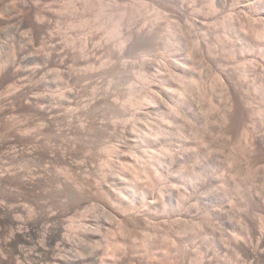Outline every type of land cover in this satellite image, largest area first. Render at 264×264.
Segmentation results:
<instances>
[{"label":"bare ground","instance_id":"6f19581e","mask_svg":"<svg viewBox=\"0 0 264 264\" xmlns=\"http://www.w3.org/2000/svg\"><path fill=\"white\" fill-rule=\"evenodd\" d=\"M12 1L13 0H0V8L6 14L13 15L12 14L13 9H11ZM33 1H35V0H33ZM61 1L56 0V2H59V3ZM158 1H163L165 3L168 2V1L166 2V0H158ZM56 2H54V3H56ZM62 2H65V1H62ZM170 2H169L170 6H171V4H172V6L176 4V3L173 4ZM215 2L218 4L216 5ZM215 2H212L210 10H212L214 13H219L220 11L218 8L223 7L225 0H215ZM263 2L261 0V3L258 2V4L254 2V3H248L245 5V9L248 10L247 11L248 15L245 18L246 26H247L246 33L248 36V38H247L248 44L246 46L247 50L244 51L245 52L244 61H245V64L247 66L248 79L250 80V82L249 81L246 82L247 83L246 85H242V84L237 85L239 83L233 84L234 82H232L229 79L230 81L228 80V85H227V90H228L227 94L228 95H227V98L225 99V101H226L225 105H227L226 108H228L230 110V112L233 110L231 113L235 112L234 114L231 115L230 120L237 122L238 120L236 121V119L239 118L238 116L241 115L240 113H243L247 116V120L249 122H251V123L258 122V124L261 123V125L264 127V79L260 80L261 82H260V84H258L256 81V79L258 80V78H256V72H255L257 69L256 67L258 65L257 62L262 60L263 53H264V7H263L264 5H261ZM17 3H19L20 6H22L23 8L30 7V5H31L36 9L38 4L40 5L41 0H38L37 2H32V0H17ZM59 3H58V5H59ZM65 3H63V6L65 8L60 9V10H56V8H55L54 9L55 11L53 10L54 12H52L55 15V18H54V16L52 17V18H54V21H55L53 27H51L52 26L51 24L48 28L45 27L44 23H46L48 21L46 15H44L42 13H38L37 10H33L34 12L32 11L34 18L36 19L35 21L37 22L36 26H34V25L32 26V29L34 31L35 36L39 40V42H38L39 52H38V54L36 53L37 55L35 56V58L33 60V63H35L34 64L35 66L33 65L34 68H29V69H31L30 72L27 73V75L25 74L26 76H28V82H26V80L23 81V79L20 77L21 80L23 82H25L23 84V86H21V87L19 86L20 87V88L18 87L19 89L16 86L15 87H8L9 89L5 93L6 99H8V100L19 99L24 103H28V104L33 105L34 109L37 113V116H38L37 119L38 120L36 122L31 123V124H29V121H28V123L27 122L25 123V121H24V123L19 121L18 123H12V122L10 123L9 122L8 124L6 123L5 125L3 124L4 126H1V128L4 127L5 130L10 131V132L11 131L13 132L14 130H16V133L18 135L15 139H13L14 137L11 139L10 135L8 138L9 139L8 144H10V146H14L16 151L13 150L14 151L13 154H7L6 156L3 155V157L5 156L3 158L4 161L0 160V264H78L79 262L81 263L80 260H82V258L84 260V258L87 256L91 257V259H89L90 264H157V262H155V260H156L155 255H157L158 252H161L163 250L164 246H166V248H167V246L169 244H170V248H172V250H168V251L173 252L174 255L175 254L180 255V256L182 255L184 260L186 258L184 256L187 255L189 262H188V259L186 258L187 263L185 261L181 260L182 263H180V264H213L212 258L215 259L217 256L219 259L218 258H216V259L221 260L219 255L216 252H214L215 256H213L212 258H209V255L204 256L203 251L206 250V252H208L207 251V250H209L208 248L214 247V246L216 248L217 245L220 246L224 243H227L229 245L228 247L230 248L232 255H234L237 258L238 263H240V264H264V200H262L260 198L255 199L252 197L251 199L248 198L249 201L247 200L248 201L247 204L249 202H250L249 204H251V202L252 203L254 202L253 204L256 205V207L258 208V211L261 214L260 217L257 218L256 220H249V219H245V218L242 219L241 218L240 220H238V223H237V221L236 222L235 221H228V218H225L226 220H222L221 223L217 225V223L216 224L211 223L212 222L211 219H213L212 215H214V212L213 211L212 212L206 211L205 215H203V217L201 216L202 218L195 217L197 215H195L193 217V215H192V217L194 219L191 220L190 222L183 223L180 220H176V221L173 220L176 222L175 223L176 225L178 223V227H177L178 230H177V232L175 231V233L177 234L178 237L176 235L175 236L178 239L172 238L173 236L171 238L169 236H168V238L163 237L162 233L158 232L159 229H156L157 226L154 227L156 225V223H155V225L153 224L154 226L152 225L153 229L151 228L152 226H151V220L150 219H152L151 216L154 213L153 210L155 208H157V206L154 207V205L157 204L158 206H160L162 204L161 207L163 205H165L166 200L164 201V199H162V198H164V196L166 194L164 196L159 194L162 196L161 199L163 200L160 203H159L160 196L158 198L157 203L155 202V199L153 200L155 203H153V201H150L149 198L153 199V197H150V192L152 194V192L154 190L151 191L150 188H152V187H150L149 188L150 191H149V189L147 187L149 184L147 183V181H150L154 177H155V180L158 179L160 177L159 175H162L165 172V170L167 171L166 172V175H167L168 174L167 169H169V167H168L169 164H171L170 166H174L173 164L176 162V164L178 163V165L179 164L182 165L186 155L188 158L187 152L190 151V150H187L186 148H184L185 147L184 145L186 142L182 143L184 145H182V144L181 145L184 147H182L180 145L179 149L177 151H175L176 150L175 148L171 149L173 147L170 148V145H168L167 142H166L167 145L165 144V141L167 140V138H166L167 134H168V136L173 135L172 132L170 133V130L171 131L173 130V132H174V129H172L173 127L170 129V127H171L170 123H173V121H177L176 120L178 118L177 116L181 115L180 113H179V115H177V113L181 111L180 107L181 108H182V106L185 107L184 105H182V102H185L184 97L187 96V91L185 94V89L188 88V90H189L190 85L194 86L193 84H195L197 82V79L195 80V76H193L191 74L193 78L192 77H191L192 79L189 78V79H191V80H189L190 84H188V82H187L189 87L183 88L186 85V83L184 84L183 79H181L183 76H179V75L186 76L185 73L186 74L189 73V71L191 69L189 70L188 68H190L191 66L190 67L187 66L188 64L186 63L187 61L190 62V60H187L185 62V59H187L189 56L187 58L182 59L185 56L181 55V52L183 51V50L181 51V49H183L181 47L184 46V44H181V42L179 44H181L183 46H181V45L178 46L177 45L178 41L176 42V40H174V39L171 40L172 42L169 39H166V41H165V38H164V40H161L162 35L160 36V38H159L160 33L158 34V36L155 35L156 34V33L154 34L155 29H154V32L152 30L153 28H151L149 30L147 29L148 31H146L144 29L145 27L139 28V26H137L136 24L133 25L134 21H132V20H134V19L132 17H131L132 19L130 17H128L129 19H128L127 23H125V20L123 21L121 19L119 21H116V23L112 24V26H109L108 27L109 29H107V27H105L107 30L106 31L107 34H104L105 38L108 37L111 41V38L114 36L118 40L116 42L117 43L116 45H118V48H119L118 49L119 50V52H118L119 57L120 56L122 57V55L124 56V54H125L124 50L126 49L125 47L128 44H130V42L139 41L137 43H140L143 40V43H141V44H146L147 42H148V44L152 43L151 45L154 44L153 48H155V47L159 48V45H161V44H162L161 46L162 47L164 46L163 48L167 49V51H168V48H169V51L171 48L170 52H173V54H175V55L169 54V55H173L172 60H174L175 56H176V58L178 57V61H175V62L172 60L169 61L170 59L168 60L169 67L167 65L166 66L167 68L164 67L166 69L163 68L166 72L169 70V72L172 73L173 70H171V69H175L176 71H179L180 73L185 68H187L189 70V71L186 70L188 72H186L184 70L185 71L184 74H180L179 72L172 73V75L179 73V74H176L177 76L176 75H175V77L173 76L174 78L172 77V75L170 73L167 72L172 77V78H170V80L173 79L176 82L174 84L178 85V83H180L179 81H182V83L179 84L180 86H178L179 88L175 87L176 89L173 87V86H175V85H173V83H172L173 86H170L171 82L169 81V79L165 80L164 82L162 81V80L166 79L168 76L165 77V76L161 75L162 76L161 77L162 86H163V88H165V91H163L164 90L163 88H162V90H160V89L158 90V88H156V85H158V84L154 83L153 80L149 81L148 78L143 77L144 81L148 82L150 93H151V94L149 93L150 94L149 97L147 96L148 98H144V100L142 101L144 103L145 101L147 102V100H149L148 107L145 106L146 110L150 109V108H156L157 106L159 107V105L164 103L163 106L165 108L168 107L167 109L172 108V112H171V110H169L170 113L166 119L167 125L163 124L162 126H159L157 129H155L153 131L145 129V127H144V130H142L143 133H141V135L139 137L136 136L137 138L134 137L131 134V131L128 130L126 127L122 128V129H124L123 134H125L128 137V138L126 137V140H128L130 142V140H133L132 138L134 137L136 140H134L133 143H136L139 145L141 144V146H142L140 151H139L140 156L138 154H137L138 155L137 158L134 156L137 159V164H136V166L135 165L133 167L131 166L132 169L129 168L131 170V172H128V173H130V174H127V173L123 174L124 171H126V170H124L122 173L124 175V177H123V176H121L120 173L110 171L111 172L110 174L104 175V180H101V178H100V180L96 179V178H98L97 175H96L97 177L94 178L96 180H94V181L89 180L90 177L88 178V176H90V175H88V174L92 173V169L87 168L86 162L88 161V158H87V161H85L83 159V157H80L77 155V152H78L77 148H76L77 145L75 146L76 154L74 152L75 151L74 148L70 149V146H69L70 150L66 149V148H68L67 147L68 144L66 146L64 143L66 148L62 147L63 142H65V141H63L64 138L68 137L66 135V131H65V129L67 128L66 126L68 125V127H69V124H67V123L68 122L72 123L71 119H75V118L79 117L78 113H80V112H79L78 107L80 105V100H78L77 84L83 82V80L85 79V74L82 73L83 69L78 68L75 71L74 64L87 63L88 60H87V56H86L85 52L87 49H89L88 48L89 43H91V44L93 43L92 39L95 36H97L96 38H99V40H100V36H101V34H100V36L98 34V33H100L99 32L100 30H97L98 33L97 32H96V34L92 33L93 36L91 35V37H88V35L84 32V30H85L84 28H83L84 30L82 29L83 32H80L78 35H75L73 33V30H75L76 28L81 29L83 26H86L87 21L86 20L85 21L80 20L81 22L76 24V22L75 23L73 22L74 20L72 22H68L71 20H67V22L62 23L61 22V19H62L61 15L70 14V13L74 14L72 11V10H74L72 0H69L68 8H66L65 5H67V4H65ZM14 4H16V3H14ZM56 5L57 4H55V6ZM60 5H62V4H60ZM260 5L262 7L259 8ZM181 7H183V5ZM69 8H71V10H69ZM178 8H180V7H178ZM43 9H45V8H43ZM155 9H157V8H155ZM188 9H190V8H188ZM153 10H154V8H153ZM158 10H160V9L158 8ZM183 11L185 12V9ZM163 13L164 12H162V11L161 12L158 11L156 13L155 17H158V19L162 17L161 19H163L164 16H161ZM1 14H2V12H1ZM164 14L167 15L168 13L167 14L164 13ZM16 15L17 14H15V17H18ZM13 17H14V15L11 16L10 19H12ZM15 17H14V19H15ZM167 18H168V16H167ZM14 19L12 22L10 20V23L8 25L6 24L7 26H5V24H4V26L8 27V28L9 27L12 28V38H14L15 44H16V42H20L22 37H24L23 34L27 33L26 32L27 25L23 22V20H21L22 18L21 19L16 18L15 20ZM155 19L157 20V18H155ZM1 20H2V17L0 16V24H1ZM45 20H47V21L45 22ZM162 21H166V20H162ZM169 21H171V20H169ZM84 22H85V25H83ZM100 25H102V24H100ZM123 25H125V27ZM97 26L99 27L98 24H97ZM136 26L138 28H136ZM153 26L154 25H152V27ZM155 26L157 27L156 24H155ZM168 26H169V24H168ZM232 26H233V24L231 25V27ZM156 27H154V28H156ZM229 27H230V25H229ZM8 28H6V29H8ZM99 28H101V26ZM102 28H104V24H103ZM232 28L234 29V27H232ZM156 30H158V29H156ZM76 37L83 39L81 48L79 49V52H78L79 56L78 57L73 56V57L77 58V60H76L77 62L74 61L75 59H73V61H70L67 57L68 54L70 53L68 46H70L71 44L74 43ZM88 38H92V39H90L91 42L89 41ZM103 40H104V38H103ZM114 40H115V38H114ZM173 40H174V43H173ZM101 41H102V39H101ZM106 41L108 43L109 40L107 39ZM144 41H146V42H144ZM46 43L49 44V47H50V50H48V52L46 51L47 49L46 50L44 49V45ZM63 44H65V46H63ZM151 45H150V47H151ZM197 45L198 46H196V47H199V43H197ZM202 45H201V47H202ZM144 46H146V45H144ZM177 46H178L179 50L177 49ZM256 46H257V48H256L257 51L255 53H252V51L254 50V48ZM89 47H91V46H89ZM142 47H143V45H142ZM92 48H93L92 49L93 58H96L98 56V53L100 50L96 47H92ZM209 48L210 47H208L205 51L198 50L199 49L198 48L197 49L198 51H196L197 54L194 53L195 54L194 59L198 58V60H199L200 58L203 59L204 57H207V56H210L209 58H211V56H212V58H213V55H217L216 52L214 53L212 48L211 49H209ZM135 49H136V46H135ZM152 50H153L152 48L147 47V48H145V50H143L142 52H139V53H142L140 55L143 56L144 59H146L145 57H148ZM185 50H187V49H185ZM194 50H195V48H194ZM73 51H75V50H73ZM129 52H131V50ZM134 52L136 53V51H134ZM71 53H73V52H71ZM132 54H134V53L132 52ZM184 55H187V54H184ZM32 57H33L32 54L25 52L24 59H22L23 63L25 61V63L29 64L30 61L33 59ZM169 58H171V56ZM96 60L97 59H95V61ZM183 60L187 64L186 66L184 65L185 63H182ZM119 61H121V60H119ZM27 64L22 65V67H25ZM30 64H32V63H30ZM2 66L5 67L3 64H0V71L1 72H2V70H1ZM27 66L29 67V65H27ZM158 68H160V67H158ZM19 69H21V68H18V70ZM29 69L27 71H29ZM151 69H153L154 71H158L156 65H151ZM223 75H225V74H223ZM26 76H22V77H25L24 79H27ZM158 76L160 77V75H158ZM179 78H180V80H179ZM186 78H188V77H186ZM173 80H171V81L174 82ZM176 80H178V81H176ZM186 80L187 79H185V81ZM110 81H108V82H110ZM106 82H107V80H106ZM106 82H103V84ZM258 82H259V80H258ZM94 83H96V82H94ZM163 83H165V84L163 85ZM108 84H110V83H108ZM182 84H183V86L181 87ZM159 85H158V87H161ZM82 86H84V85H82ZM102 86H104V85H102ZM106 87H105L106 89L104 88V93H102L101 98L99 97L100 101L96 102V103H99L97 105L106 106L109 109H111L115 112H120V113H122L126 107L136 106L138 109H141L140 107L143 105V103H141V101L135 100V99L130 100L127 104H124V103L120 104L119 99L111 92L112 90L111 91L109 90V86H106ZM96 88H98V87H96ZM225 88H226V86H225ZM148 92H149V90H148ZM98 93L96 95H98ZM93 95H94V93H93ZM96 95H94V96H96ZM161 95H163L164 98H162ZM182 97H183V99H182ZM256 98L260 99L261 104L263 105V108H262V106L260 108H257V109L255 108L256 106L254 107V101H256L255 100ZM180 105H182V106H180ZM87 107L90 108L91 105L87 106ZM161 107H162V105H161ZM233 108H235V111ZM86 110H88V109H86ZM178 110H180V111H178ZM228 112H225L226 113L225 115L227 118H228V116H227ZM123 113H126V112H123ZM171 113H173L175 115L172 116ZM82 114H84V113H82ZM228 114H230V113H228ZM238 114H240V115H238ZM16 116H18V115H16ZM174 116L177 118L174 119L175 118ZM18 117H20V116H18ZM225 118H224V116H222V119L225 120ZM15 119H16V117H15ZM79 119L81 120V118H79ZM11 120H13V119H11ZM95 121L92 123L91 127H90L91 124L88 123L89 125L86 126L85 124L83 125L81 122L80 125L78 124L76 126L78 128L75 127L76 129L74 130V132L79 131V133L77 132L78 134L84 135L83 137H86L85 135H87V137H88V135H89L88 133H91V132H89V130L91 131L94 128L97 129V126H96L97 123L95 124ZM59 122L62 124L61 126H64V124L65 125L67 124L65 126L66 128L64 129L62 127H59V130H58V127L55 126V123H57V125H59ZM107 124H108V126L107 127L105 126L107 131L109 130L110 127H112L111 129H114L115 131L117 130L118 125H116V123L111 122L110 127H109V123H107ZM172 125L174 126L175 124H172ZM176 125H177V122H176ZM163 126L164 127L170 126V127H168L170 130L168 128H164ZM234 126H235V124H234ZM87 128H88V130H87ZM98 128H100V127L98 126ZM174 128H175V126H174ZM72 129H74V128H72ZM104 130L105 129L103 128V131ZM3 131L1 130V132H3ZM177 132H179V131L177 130ZM177 132L175 133L176 135L178 134ZM74 134L76 136H78V139L80 138V136L77 135L76 132ZM68 135H69V132H68ZM125 135H123V136H125ZM74 136H73V138L70 137V140L72 138L71 143H72L73 139L74 140L76 139ZM53 137L55 138V141L58 138L57 142H59L58 143L59 146L57 145L55 148L50 147L53 140H54ZM130 137H131V139L129 140ZM1 138H2V136H1ZM46 138H48V139L52 138V140H51L52 142L49 143L50 146L48 144L49 140H47ZM201 138H202V136H201ZM83 139L85 140V138H83ZM88 139H86V141ZM90 139H92V138H90ZM6 140H7V138H6ZM162 140L164 141V144H163ZM172 140H170V141H172ZM201 140L202 139H200V141ZM185 141H186V139H185ZM178 142H179V138H178ZM180 142H182V141H180ZM173 143L176 144L177 142H173ZM262 143H264V138L262 139ZM18 144L21 145L22 148L17 149L16 147L18 146ZM81 144H82V142H81ZM112 144H115V142ZM83 145H84V142H83ZM186 145H187V143H186ZM108 146H106V147H108ZM171 146H173V145H171ZM263 146H264V144H263ZM263 146L261 145L260 151H262V153L264 155V147ZM18 147H20V146H18ZM106 147H105V149H106ZM119 147H121V146L111 145L110 148L107 149V151L109 153L116 152V154L118 153L121 156V155H123L124 151L121 150ZM186 147H189V146L187 145ZM189 148H191V147H189ZM191 149H193V148H191ZM171 150H174V151H171ZM194 151H196V150L194 149ZM172 152H174V153H172ZM79 154H80V151H79ZM193 154H192V156H193ZM125 155L126 154L124 153V156ZM120 156H119V158H120ZM127 156H129V155H127ZM127 156H125V157H127ZM206 156H208V155H206ZM121 157H123V156H121ZM134 157H132V158H134ZM203 161H204V159L202 160V162ZM205 161H207V160L205 159ZM121 164L122 163H120V165ZM123 165H121V166H123ZM50 166H51V168L53 166V168H54L53 172L48 171ZM188 166H187V168H188ZM110 167H108V168H110ZM124 167H125V165H124ZM203 167H205V166H203ZM171 168H174V167H170V169ZM201 168L199 167V171L197 170V171L193 172L192 176L190 175L192 172L189 173L190 180L197 182V184L199 182L207 180V175H208V174H206L207 171L205 172V170H203ZM121 169H123V167ZM125 169H126V167H125ZM107 171H105V172H107ZM116 171H118V170H116ZM50 172L54 173V176H53L54 178H52V174ZM160 172H162V173L160 174ZM174 172H175V170H174ZM180 172H179V174H180ZM74 174L77 176L78 175L81 176V178H82L81 180H83L82 181L83 183L86 181H87V183L88 182L91 183V185L93 186V188H91V189H94V187H95L96 188L95 190H97V192H99V194H101V197L103 196L106 199V201H108V203H109L108 205H110V206H107V208L104 209V215L106 218H108L110 220L109 228H107L104 225H99V224H94V225H87L85 223H78L77 224L78 221L77 220L75 221L73 219V215H75L74 213L76 212V210H78L80 208L81 209H84V208L87 209V207L89 206V199L85 198V196H84L83 184L80 182L81 180L78 181L74 177L75 176ZM126 174L129 176H127ZM175 176H176V174H175ZM171 177H174V176H171ZM181 177H183V176H181ZM50 178H52L54 180H50ZM165 180H166V178H165ZM187 180H189V179H187ZM151 182L154 183V180L153 181L151 180ZM157 182H158V180H157ZM195 182H194V184H195ZM155 183H156V181H155ZM202 183H204V182H202ZM165 184H167V182ZM155 185L156 184H154L153 187ZM173 185H174V183H173ZM157 186H159V185H157ZM157 186H156V188L159 191L162 187L160 189H158L159 187H157ZM174 188H176V187L174 186ZM91 189L89 188L88 190L90 191ZM177 189L178 188H176V190ZM161 190H163V189H161ZM168 190H169V187H168ZM172 191H174V190H172ZM230 191L231 190L229 188L222 185V187H219V190L217 193H218L219 197L225 198L226 196L229 195ZM91 192H92V190H91ZM161 193H162V191H161ZM179 193H181V192L179 191ZM183 193H184V195L186 194L185 192H183ZM93 194H95V193L93 192ZM171 194H169V195H171ZM193 194H192V196H193ZM180 195L181 194H179V196ZM173 196L174 195H172V197L170 196L169 199L167 198L168 199L167 202L169 204H172V205H173V201H174ZM185 196H183V197H185ZM178 197H177V199L182 202L183 198L180 200V197L179 198ZM181 197H182V195H181ZM183 201H185V200H183ZM185 203H186V201H185ZM139 205L144 206V207L141 208V207H139ZM253 207L255 208V206H253ZM162 208H165V207L163 206ZM185 209L186 208H184V209L182 208V210H185ZM157 210L159 211V208ZM186 210H185V212H186ZM152 211H153V213H152ZM193 211H194V209H193ZM166 215H168V214L165 213V217H167ZM182 215H185V213ZM78 216H80V215H78ZM154 216H152V217H154ZM172 216H174V215H172ZM92 221H93V219H92ZM160 222H162V220ZM86 223H88V222H86ZM99 223H101V222H99ZM167 223H169V222H167ZM206 226L210 227V229H209L210 232L205 235L204 233H202V228L206 227ZM163 230H164V228H163ZM145 231H147V232L145 233ZM173 233L174 232H172V234ZM181 233L182 234L183 233L188 234L190 236V240L194 238L193 236H195L197 234L199 235V233L201 235V236L199 235L200 237H202V235H203V242L201 243L202 244L201 249L199 247L193 252H191L189 250L187 251L188 248H186V246H185L187 244V242L185 243V241L183 239L185 237V235L184 236L182 235L183 238H181L180 237ZM166 235H164V236H166ZM96 237H100L101 240L97 241ZM188 238H187V240H189ZM165 239L170 240V241L168 240V245L167 244L163 245V242L167 243L166 242L167 240H165ZM191 242H192V240H191ZM98 247L99 248L102 247L103 250L102 249L101 250L103 251L105 257H108L107 258L108 260L106 259L107 261L103 260L101 258V256H100L101 252L97 253V251L100 250V249H98L96 251V249ZM168 251H165V252H168ZM169 253L170 252H168V254ZM165 254L166 253H164V255ZM92 255H94V256H92ZM169 255H173V254H169ZM180 256H179V258L181 259L182 257H180ZM166 258H167V256H166ZM176 259L177 258L170 259L167 262V264H178L177 263L178 259L177 260ZM159 260L161 261V259H159ZM162 262L163 261H161L159 264H161ZM163 264H165V263H163Z\"/></svg>","mask_w":264,"mask_h":264},{"label":"rangeland","instance_id":"374dc122","mask_svg":"<svg viewBox=\"0 0 264 264\" xmlns=\"http://www.w3.org/2000/svg\"><path fill=\"white\" fill-rule=\"evenodd\" d=\"M37 1L38 0H35V1L32 0V2H37ZM59 1H61V0H59ZM62 1H65L66 3L62 2ZM62 1L59 3V2H56V0H53V1L52 0H43V1L41 0V3H40L41 6L38 4V6L35 9L31 5H30V7L23 8L22 6H20L19 3H17V0H13L11 3V5H12L11 9H13L12 14L14 15V17H15V14H17L16 16H18V17H15V19L16 18H19V19L22 18L21 20H23V22L27 25V27H26L27 33H25L26 35L23 34L24 37H22L20 42H16V44H15L14 38H12V28L5 27L10 23V20H11V22L13 21L14 17L12 19H10L11 16H13V15L6 14L0 8V16L2 17L1 24H0V26L2 25L0 27V29H1L0 30V64H3L5 66V67L2 66V69H1L2 72L0 71V124H1L0 125V135L2 136V138L0 136V144H1L0 145V153H1L0 154V160H3V158L7 154H13L14 151H16L14 146H10V144H8V140H9L8 138L10 135L11 139L13 137H14L13 139H15L18 135L16 133V130H14L15 132L14 131L10 132V131L5 130L4 127H2L3 128L2 129L1 126H4L6 123L8 124L9 122L10 123L11 122L12 123H18L19 121L23 122V123H24V121H25V123L26 122L28 123V121H29V124H31V123L36 122L38 120L37 119L38 116H37V113H36L33 105L28 104V103H24L19 99H12V100L10 99L11 100L10 101V100L6 99V94H5L6 91L9 89L8 87H15L16 86L18 88L19 86L20 87L23 86V84L25 83L23 81L26 80V82H28V76H26V75L31 70L29 68H34V66H35L34 65L35 63H33V60L39 52V48H38L39 40L35 36L34 31L32 29V26L33 25L36 26V24H37V22L35 21L36 19L34 18L33 14H32L34 12L33 10H37L38 13H42V14L46 15V17L48 19V21L45 20V22L47 21L46 22L47 24L44 23L46 28H48L50 26V24L52 25L51 27H53V25L55 23V21H54L55 15L52 12L55 11L54 9L56 8V10H60V9L65 8L63 6V3L67 4V5H65V4L64 5L66 6V8H68L69 0H62ZM170 1L166 0L167 3H165L163 1H158V0L157 1L156 0H72L73 7H74V10H72V11L74 14L70 13L71 15L70 14L61 15V17H62L61 22L65 23V22H67V20H71L68 22H72L74 20L73 22L74 23L76 22V24H78L82 20H84V21L86 20L87 25L83 26L81 29L76 28L75 30H73V33L75 35H78L80 32H83V30L85 29L84 32L88 35V37H91L92 33L96 34V32L98 33L97 30H100L99 31L100 33H98V34H99V36L101 34V36H100V40H99V38H96L97 36H95V35H94L95 37L93 38L94 40L92 38H88L90 42H91L90 39H92L93 43L92 44L89 43V46H91V47L88 46L89 49H87L85 52L86 56H87V60H88L87 63L74 64L75 71L78 68H80V69H83L82 73L85 74V79L83 80V82L77 84L78 100H80V105L78 107L79 112H80V113H78L79 117L77 116L78 118L71 119L72 123H70V122L67 123V124H69L70 128L68 127L67 124H66L67 126L65 124H64V126H61L62 124L60 122H59V125H57L58 122L55 123V126L58 127V130H59V127H62L64 129L67 127L66 128L67 130L65 129V131H66V135L68 137H65L63 140V141H65V142H63V145H62L63 148H66V146L68 144V146H67L68 148H66V149H69V146H70V149L71 148L75 149L74 152L76 154V148H77V151H78L77 155L78 156L83 157V159L85 161H87V158H88V161L86 162L87 168L92 169V173L88 174V175H90V176H88V178L90 177L89 180H93V181L96 179L100 180V178H101V180H104V175H108L111 172L120 173L121 176H123V177H124L123 174H125V173L130 174L128 172H131L130 169H132V167L134 165L136 166V164H137L136 158L139 155V151L142 147L141 144L139 145V144L133 143V141L136 140L134 137H136V136L139 137L141 135V133H143L142 130H144V127H145V129L153 131V130L157 129L159 126H162L163 124L167 125L166 119L169 116V113H170L169 110H171V112H172V108L167 109L168 107L165 108L163 106L164 103L161 104L162 107H161V105H159V107L157 106L156 108H150V109L146 110L145 106L148 107L149 100H147V102L145 101L144 103L142 101L144 100V98H148L151 93H150L148 82H145L143 77L148 78L149 81L153 80V82L158 84V85L160 84L159 86H161V87H158V85L155 84L156 88H158V90L159 89L162 90V88H163L162 81L164 82L167 79H169V81L171 82L170 86L175 85V86H173L174 88L175 87L177 88L178 86H180L179 84L182 83V81H179L180 83L177 82L178 83V85H177V84H174L176 82L173 79H171V80H173L174 82H172L170 80V78H172L173 76L175 77L176 74H179L180 73L179 71H176L175 69H171V70H173V72L171 71L172 73L179 72V73L172 75V73H170L168 70L167 72L172 75V77H171V75L168 74L164 70L167 68L166 67L167 65L169 67L168 60L170 59L169 61H171L173 59L172 58L173 55H175V54H173V52H170L171 48H170V51H169V48L167 51V49L163 48L164 46L162 47L161 46L162 44H161V45H159V48L155 47L157 49L156 50L155 48H153L154 44L151 45L152 43L151 44L149 43L151 45V47H150L148 42L146 44H141V43H143V40L140 43H137L139 41H135L137 44L133 41V42H130V44H128L129 46L127 45L125 47L126 49L124 50V53H125L124 56L122 55V57L121 56L119 57V54H118L119 48H118V45H116L117 44L116 42L118 40L114 36L111 38V41L113 40L112 42L110 41V39L108 37L105 38L104 34H107V32H106L107 30L105 27H107V29H109L108 28L109 26H112V24L116 23V21H119L121 19L123 21L125 20V23H127L128 19H129L128 17H130V18L132 17L134 19V20H132V21H134L133 25L136 24L137 26H139V28L145 27L144 29L146 31L153 28L152 30L154 32V29H155L154 34L156 33L155 35L158 36V34L160 33L159 38L162 35L161 40H164V38H165V41H166V39H169L170 41L172 39H174V40H176V42L178 41L177 42L178 46L181 44H184V46L181 45V46H183V47H181V48H183V49H181V51L182 50L184 51L185 49H187V50H185L184 52L183 51L181 52V55L185 56L182 59L187 58L189 56L187 59H185V62L187 60H190V62L187 61L186 62L188 64L187 65L183 60L182 63H185L184 64L185 66L186 65L189 67L191 66L190 68H188L189 70L190 69L191 70L189 71L187 68H185L182 70V72L180 74H184L186 70H188L189 73H187V74L185 73L186 76H184V75H179V76L184 77V78L180 77L181 79H183V81H184L183 83L184 84L186 83V85L183 88L189 87L188 84H190L189 80H191L193 78L192 75L195 76V80L197 79V82H196L197 84L196 83L193 84L194 86L190 85L189 90H188V88L185 89V94L187 91V96L184 95L186 97V98L184 97L185 102H182L183 97L181 99L182 105H184L185 107L180 105V106H182L183 109L180 107L181 111L178 110L180 112H178L177 115H179V113L181 115L177 116L178 118L174 116L175 117L174 119L177 118L176 119L177 121H173V123H170L171 127L168 126V127H170V129L173 127L172 129H174V132H173V130L171 131L166 126L165 127L163 126V127L168 128L170 130V133L172 132L174 135L173 136V135L169 134L170 136H168V134H167V136H166L167 140L165 141V144L167 142V144L170 145V148L173 147L171 149L175 148L176 149L175 151H177L179 149V146L185 142L187 143V145L189 147H191L193 149L186 147L187 146L186 143H185V145L182 144L185 146L184 147L181 145L182 147L186 148L187 150H190L187 152L188 158L186 155V157H185L186 160L184 159V162L182 163V165H180V164L178 165V163L176 164V162L173 164L174 166H170L171 164H169V166H168L169 169H167L168 170L167 175H166L167 171L165 170V172L162 175H159L160 177L158 179L155 180V177L151 179L152 181L154 180V183H152L151 180L147 181V183L149 184L147 186L148 189L150 187H152V188H150L151 191L154 190L152 192V194L150 192V197H153V199L149 198L150 201H153L155 199V202L157 203L159 196H160L159 203L163 201L162 199H164V201L166 200L165 201L166 204L164 203L165 205H163L166 209L162 208L163 206L161 207L162 204L160 206H158L157 204L154 205V207L157 206V208H155L156 210L159 208V211L158 210L156 211L154 208H153L154 210L152 209L154 211V213L152 211V213H153L152 216H154V215L155 216L154 217L151 216V218H152V219H150L151 220V226L153 224L155 225V223H156V225L155 226L153 225V226L154 227L157 226L156 229H159L158 232L159 233L161 232L163 237L168 238V236H169L171 238L173 236L172 238L178 239L177 238L178 236L175 233V231L177 232V230H178V228H177L178 223L176 225L175 221L180 220L183 223L190 222L191 220L194 219L193 217L195 215H197V216H195L197 218H199V217L202 218L203 215H205L206 211L207 212H212V211L214 212V215H212L213 219H211V221H212L211 223H213V224L217 223V225L220 224L222 220H226L225 218H228V221H235V222L237 221V223H238V220H240L241 218L242 219L245 218V219H249V220H256L261 215L260 212L258 211V208L256 207V205L253 204L254 202L253 203L251 202V204L253 206H255V208L251 204H249L250 202L248 204H247V202L252 197L255 199L260 198V199L264 200V155H263L262 151H260L261 145L263 146V144H264V143H262V139L264 138V127L261 125V123L258 124V122H253V123L249 122L247 120V116L243 113H240L241 115L238 114L240 116H238L239 118L237 117L238 119H236V121L238 120L239 122L238 121L234 122V121L230 120L231 115L234 114L235 112L231 113L233 110L231 109L232 111L230 112V110L228 108H226L227 105H225L226 104L225 99L227 98V95H228L227 94L228 93L227 85H228L229 79L232 82H234L233 84L239 83L237 85H241V84L246 85L247 84L246 82H248V81L250 82V80L248 79L247 66H246L245 61H244V54H245L244 51L247 50L246 46L248 44V39H247L248 36L246 33L247 26H246V21H245V18L248 15L247 14L248 10L245 9V5L248 3H254V2L258 4V2L261 3V0H225L223 7L218 8L220 11L219 13H214L212 10H210L212 2H215V0H175V1L170 0ZM263 1L264 0H262V2ZM13 2L16 4H14ZM54 2H56V3H54ZM169 2L173 3V4L176 3L175 4L176 6L175 5L172 6V4H171V6H172L171 7ZM58 3H59V5L60 4H62V5L59 6ZM55 4H57L56 5L57 7L55 6ZM217 4L218 3H216V5ZM182 5H183V7H181ZM261 5H264V2ZM261 5L259 6V8L262 7ZM178 7H180V8H178ZM187 7L190 9H188ZM43 8H45V9H43ZM153 8H154V10H153ZM155 8H157V9H155ZM158 8L160 10H158ZM184 9H185V12L183 11ZM69 10H71V8H69ZM158 11H160V12L162 11V12H164L166 14L168 13V14L165 15L163 13L161 15V16H164L163 19H161L162 18L161 16H160L161 18L158 19V17H155L156 13ZM1 12H2V14H1ZM53 16H54V18H52ZM167 16H168V18H167ZM155 18H157L158 21ZM168 19L171 21H169ZM162 20H166V21H162ZM231 23L233 24L232 27H234V29L231 27V25H232ZM4 24H5V26H4ZM97 24L99 25V27L101 26V28H99L97 26ZM100 24H102V25H100ZM103 24H104V28H102ZM155 24L157 25L158 28L155 26ZM168 24H169V26H168ZM83 25H85V22ZM125 25H123V26L125 27ZM152 25H154V26L152 27ZM229 25H230V27H229ZM137 26H136V28H138ZM154 27H156V28H154ZM6 28H8V29H6ZM156 29H158V30H156ZM102 37L104 38V40ZM114 38H115V40H114ZM101 39H102V41H101ZM107 39L109 40L108 43L106 41ZM174 40H173V43H174ZM82 42H83L82 38L76 37L74 43L71 44L70 46H68L70 53L68 54L67 57L70 61H73V59H75L74 61L77 62L76 61L77 58H75L73 56H76V57L79 56L78 52H79V49L81 48ZM144 42H146V41H144ZM180 42H181V44H179ZM197 43H199V47H196V46H198ZM134 45L136 46V49H135ZM142 45H143V47H142ZM144 45H146V46H144ZM201 45L203 48L201 47ZM63 46H65V44H63ZM178 46H177V49H178ZM207 46L210 47L209 49L212 48L214 53L216 52L217 55H213V58H212V56H211V58H209L210 56H207V57H204L203 59L200 58L199 60H198V58H196L197 60L194 59L195 58L194 53L197 54L196 51H198V50L205 51L208 48ZM257 46L254 48L252 53H255L257 51V49H256ZM92 47H96L100 50L98 53V56L96 58H93V55H92V49L93 48ZM147 47L152 48L153 50L150 52L149 56L145 57L146 59H144V57L140 55L142 53H139V52H142ZM194 48H195V50H194ZM44 49L45 50L47 49L46 51L48 52V50H50L49 44L46 43L44 45ZM73 50H75V51H73ZM130 50H131V52H129ZM134 51H136L137 54ZM25 52H28V53L33 55V57H32L33 59L31 60L32 62L30 61V63H32V64H30V63L27 64V63H25V61L23 63L22 59H24ZM71 52H73V53H71ZM132 52L134 54H132ZM169 54H173V55H169ZM184 54H187V55H184ZM170 56H171V58H169ZM95 59H97V60L95 61ZM119 60H121V61H119ZM172 61H174V62L178 61V57L176 58V56H175L174 60H172ZM25 64L29 65V67L27 65L25 67H22V65H25ZM257 64L258 65L256 67L257 69L255 72H256V78H258L259 82L257 79H256V81L258 84H260V82H261L260 80L264 79V53H263L262 60L258 61ZM151 65H156L158 71H154L153 69H151ZM158 67H160V68H158ZM164 67H166V68H164ZM18 68H21V69L18 70ZM28 69H29V71H27ZM188 71H186V72H188ZM223 74H225V75H223ZM158 75H160V77ZM161 75H163L165 77L168 76V77L161 81V77H162ZM22 76H26L27 79H24L25 77H22ZM20 77L23 79V81L21 80ZM186 77H188V78H186ZM180 78H179V80H180ZM189 78H191V79H189ZM185 79H187V80L185 81ZM106 80H107V82H106ZM93 81L96 83H94ZM108 81H110V82H108ZM176 81H178V80H176ZM103 82H106V83L103 84ZM187 82H188V84H187ZM108 83H110V84H108ZM172 83H173V85H172ZM164 84L165 83H163V85ZM82 85H84V86H82ZM102 85H104V86H102ZM106 86H109V90L110 91L112 90L111 92L119 99L120 104H122V103L127 104L130 100L135 99V100H139V101H141V103H143V105L140 107L141 109H138L136 106L126 107L125 110L123 111L126 113H123V112L120 113V112H115L106 106L97 105L99 103H96V102L100 101L99 97L101 98V95H102V93H104V88ZM182 86H183V84L181 85V87ZM225 86H226V88H225ZM96 87H98V88H96ZM163 89H164L163 91H165V88H163ZM148 90H149V92H148ZM93 93H94V95H96L98 93V95L94 96ZM161 97L164 98L163 95H161ZM255 100L256 101H254V107L256 106L255 108L257 109V108H260L262 106V108H263V105L261 104L260 99L256 98ZM86 105L87 106L91 105L92 108L90 107L91 108L90 109ZM86 109H88V110H86ZM233 109L235 111V108H233ZM225 112L230 113V114L227 113L228 118L226 117ZM82 113H84V114H82ZM16 115H18L20 117H18ZM171 115L173 116L175 114L171 113ZM222 116H224V118L226 117L227 119L226 118H225V120L222 119ZM15 117H16V119H15ZM79 118H81V120ZM11 119H13V120H11ZM93 120L94 121L96 120L95 124L97 123L96 126H97L98 130L96 128L92 129L91 131L89 130V132H91V133H88L90 135V136L88 135V137H87V135H85L87 138L83 137L84 135H82V134H81L82 136L80 134H78L79 131H75L76 134L80 136V138L78 139V136H76L74 134L75 133L74 130L76 128H78L76 126L78 124L80 125V123L82 122V124L83 125L85 124L86 126L91 124L90 125V127H91L92 123L94 122ZM111 122H114V123H116V125H118L119 128L117 127L116 131L114 129H111L112 128V127H110ZM176 122H177V125H176ZM107 123H109V127H110V128L108 127L109 128L108 131L105 128V126L106 127L108 126ZM172 124H175L174 125L175 128ZM234 124H235V126H234ZM98 126L100 128H98ZM71 127L74 129H72ZM124 127H126L128 130H130L131 134L134 136L132 138L133 140H130L131 137L129 138L130 142L128 140H126L127 136L125 134H123L124 129H122V128H124ZM103 128L106 131L105 130L103 131ZM1 130L2 131L4 130L5 132L4 131L1 132ZM87 130H88V128H87ZM177 130L179 132H177ZM175 131L178 133L177 135L175 134L176 133ZM68 132H69V135H68ZM123 135H125V136H123ZM73 136L76 139L75 140L73 139V141L71 143ZM201 136H202V138H201ZM70 137H72L71 140H70ZM6 138H7V140H6ZM83 138H85V140ZM90 138H92V139H90ZM178 138H179V142H178ZM46 139L49 140V142L46 140L48 142V144L50 142H52L51 141L52 138L51 139L46 138ZM53 139L54 140H53L51 146H50V144H49V146L52 148L53 147L55 148L59 142H57L58 138L56 139V141H55L54 137H53ZM86 139H88V140L86 141ZM185 139H186V141H185ZM200 139H202L203 141L205 140V141L204 142L202 140L200 141ZM170 140H172V141H170ZM80 141L82 142V144ZM180 141H182V142H180ZM83 142H84V145H83ZM114 142H115V144H112ZM173 142H177V143L175 144ZM64 143L66 146L64 145ZM110 144L115 145V146H121L119 148L124 151L123 155H121L123 157H121L118 153L116 154V152L109 153L107 151V149L110 148V146H111ZM163 144H164V141H163ZM76 145H77V147L75 148ZM171 145H173V146H171ZM18 146H20V147H18ZM18 146L16 147L17 149L22 148L21 145L18 144ZM106 146H108V147H106ZM105 147H106V149H105ZM194 149L196 151H194ZM79 151H80V154H79ZM171 151H174V150H171ZM124 153L126 154L125 156H127V155H129V156L125 157ZM172 153H174V152H172ZM192 154H193V156H192ZM3 155H5V156L3 157ZM206 155H208V156H206ZM119 156H120V158H119ZM132 157H134V158H132ZM203 159H204V161L202 162ZM205 159L207 161H205ZM120 163H122L121 165L124 164L126 169H125L124 165L121 166ZM187 166H188V168H187ZM203 166H205V167H203ZM108 167H110V168H108ZM122 167H123V169H121ZM170 167H174V168L170 169ZM199 167L200 168L202 167L201 169L205 170V172L207 171L208 173L206 172V174H208V175H207V180L202 181L204 183L199 182L197 184V182L190 180V175L192 176L193 172H195L197 170L199 171ZM115 169L118 170L119 172L116 171ZM53 170H54L53 166H52V168L50 166L48 171L53 172ZM124 170H126V171L128 170V171L126 172ZM174 170H175V172H174ZM105 171H107V172H105ZM123 171H124V173H123ZM52 172H50V173L52 174V178H54L53 177L54 173H52ZM179 172H180V174H179ZM161 173L162 172H160V174ZM189 173H191V174L189 175ZM175 174L177 177L175 176ZM96 175L98 176V178H96L97 177ZM78 176L75 175L74 177L78 181H80L82 178H81V176H79V177ZM127 176H129V175H127ZM171 176H174V177H171ZM181 176H183V177H181ZM52 178H50V180H54ZM94 178H96V179H94ZM165 178H166V180H165ZM187 179H189V180H187ZM157 180H158V182H157ZM82 181L83 180H81L80 182L83 184L85 198L89 199V206L87 207V209L86 208H84V209L80 208V209L76 210V212L74 213L75 215H73V219L75 221L76 220L78 221L77 224L78 223H85L87 225L99 224V225H104L107 228H109L110 220L108 218H106L104 215V209L107 208V206H110V205H108L109 204L108 201H106V199L103 196L101 197V194H99V192H97V190H95L96 189L95 187H94V189H91V188H93L91 183H89V182L87 183V181L83 183ZM155 181H156V183H155ZM166 182H167V184H165ZM194 182H195V184H194ZM173 183H174V185H173ZM154 184H156V185L153 187ZM157 185H159V186H157ZM222 185L231 190L229 192V195L226 196L225 198L219 197L218 193H217L219 190V187H222ZM156 186L159 187L158 189H160L162 187L161 189H163L164 191L160 189L162 191V193H161L160 190L159 191L157 190ZM174 186L178 189L176 190V188H174ZM168 187H169V190H168ZM89 188L92 190V192H91V190L90 191L88 190ZM150 189H149V191H150ZM172 190H174V191H172ZM179 191L181 193H179ZM93 192L96 195L93 194ZM183 192L186 193L185 194L186 196L184 195ZM178 193L181 194L182 197H181V195L179 196ZM159 194H161L162 196H164L165 194L166 195L164 196V198L161 199L162 196ZM169 194H171V195H169ZM192 194H193V196H192ZM172 195H174L173 196L174 197L173 198V200H174L173 205L174 206L167 202V200L170 198V196L172 197ZM177 195L180 197V200L183 198V200H185L186 203L183 200H182V202L179 201L177 199V197H178ZM183 196H185V197H183ZM155 202L153 201V203H155ZM139 207L143 208L144 206L139 205ZM182 208L183 209L186 208L187 209V210L185 209L186 212H185V210H182ZM193 209H194V211H193ZM165 213L168 214V215H166L167 217H165ZM184 213H185V215H182ZM78 215H80V216H78ZM172 215H174V216H172ZM192 215H193V217H192ZM92 219H93V221H92ZM159 220L160 221L162 220V222H160ZM173 220H175V221H173ZM85 221L88 223H86ZM99 222H101V223H99ZM167 222H169V223H167ZM153 226L151 227L152 229H153ZM171 227L172 228L174 227V228L172 229ZM163 228H164V230H163ZM209 229H210L209 226L203 227L202 233H204L205 235L208 234L210 232ZM146 232L147 231H145V233ZM172 232H174V233L172 234ZM164 235H166V236H164ZM182 235L183 236L185 235V237L183 238ZM199 235H200V233H199ZM199 235L197 234V235L193 236L194 238L191 239L192 240V242H191L190 236L188 234H184V233L182 234L181 233L180 237L183 238L185 243L187 242V244H188V245L187 244L185 245L186 248H188L187 251L189 250V251L193 252L199 247L201 249V247H202L201 243L203 242V235H202V237H200L201 235L200 236ZM187 238L189 240H187ZM96 240L99 241V240H101V238L96 237ZM165 240H167V239H165ZM168 240L166 241L167 243L163 242V245L164 244L168 245ZM228 246L229 245L227 243H224L220 246L217 245L216 248H215V246L210 247V248H208L209 250H207L208 252H206V250H205V251H203L204 252L203 254H204V256L209 255V258H212L213 256H215L214 252H216L219 255L221 260H217L216 258H218V257L216 256L215 259L212 258L213 264H240V263H238L237 258L234 255H232L230 248ZM98 249H100V250H98ZM101 249H102V247L101 248L98 247L96 249V251L98 250L97 253L101 252L100 253L101 258L103 260H106L108 257H105V255L102 251L103 249L102 250ZM168 250H172V248H170V244L167 246V248H166V246H164L163 250L161 252H158L157 255H155V259H156L155 262H157V264H159L161 261H163L161 264H163V263L167 264V262L172 258H177L178 260L177 259L176 260H177L178 264L182 263V261H185L187 263V259H188L187 255L184 256L187 258V259L185 258V260H184L182 255L181 256L177 255V254L174 255L173 252L168 251ZM165 251L170 252L169 254H173L174 256L169 255L168 252H165ZM163 252L166 254L164 255ZM92 256H94V255H92ZM166 256L168 259L166 258ZM179 256L182 257L183 259L182 258L180 259ZM158 258L161 259V261ZM89 259H91V257L87 256L84 258V260L82 258V260H80V261L82 264H90ZM188 262H189V259H188ZM81 263L79 262L78 264H81Z\"/></svg>","mask_w":264,"mask_h":264}]
</instances>
